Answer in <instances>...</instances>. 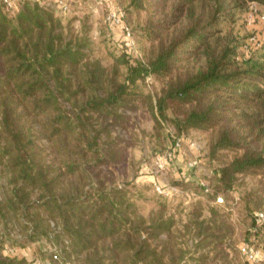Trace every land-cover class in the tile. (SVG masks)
<instances>
[{
	"label": "trees",
	"instance_id": "obj_1",
	"mask_svg": "<svg viewBox=\"0 0 264 264\" xmlns=\"http://www.w3.org/2000/svg\"><path fill=\"white\" fill-rule=\"evenodd\" d=\"M19 1L11 12L0 0V264H31L3 250L39 240L53 242L61 263L165 264L162 236L174 250L171 264H183L189 250L176 238L185 233L200 252L197 264H208L210 253L212 261H226L231 232L215 208L203 217L193 203L182 224L165 214L171 202L152 193L160 212L146 220L137 201L150 189L108 185L99 168L119 161L114 130L127 128L125 112L137 111L140 100L157 137L164 123L177 136L215 132L209 158L223 163L213 171L208 201L231 191L239 177L264 174V59L258 49L239 60L248 37L238 43L218 27L231 19L233 4L264 7V0H180L147 28L153 47L146 64L121 55L110 69L90 59L87 36L64 32L54 9ZM150 76L164 82L153 94L141 89ZM263 228L254 214L248 237L259 238Z\"/></svg>",
	"mask_w": 264,
	"mask_h": 264
},
{
	"label": "rangeland",
	"instance_id": "obj_2",
	"mask_svg": "<svg viewBox=\"0 0 264 264\" xmlns=\"http://www.w3.org/2000/svg\"><path fill=\"white\" fill-rule=\"evenodd\" d=\"M14 1L16 7L20 6L19 0ZM31 1H37L41 5L54 9L56 16L61 20L65 33H72L73 36H87L94 43L90 59H98L105 68L110 69L114 63V57L121 55H125L126 59L131 62L140 61L146 64L153 47L151 38L147 36V28L165 15L168 16L180 0H162L161 2L144 0L140 7H135L133 0H111L106 4L99 3L98 0ZM58 1L65 3L66 10L58 8ZM232 7L231 19L221 22L218 26L222 35L230 33L238 43H242L247 37L255 34L263 39L264 21L261 17L264 16V7L256 5L251 8L249 5L247 9L239 3L233 4ZM109 10L124 13L123 24L130 30L134 41V50L131 54L124 52L122 28L112 27L106 22L105 18ZM196 10L199 11V7ZM183 24L184 19L181 18L175 27L169 29L168 33L179 29ZM238 53V59L241 60L243 57L252 55L253 51L248 53L243 49V46H240ZM258 55L263 56L264 59V41ZM120 72L125 73V68L121 67ZM163 83L161 79L150 76L145 79L141 89L144 93L153 94L163 88ZM137 103L139 105L137 111L125 112L127 128H116L113 133L120 143L118 148L121 151V157L115 164L99 168L102 171L101 176L106 179L108 185L127 187L132 182L139 187H148L150 190L145 192L146 198L137 201V213L146 220L155 217L160 212L151 197L152 193H155L153 183L177 188L178 192L173 197H163L171 202L165 214L176 215L175 218L182 224L186 222L187 214L192 210L193 203H200L203 217L209 216L211 207L215 208L218 219L229 225L231 239L223 247L226 261L223 262L220 257L212 261L214 253H210L208 264H246L238 253L237 247L240 243H250L264 250V228L257 239L248 237L247 232L254 214L256 212L264 213V174L239 177L231 191L218 193L215 201H208L206 195L213 193L211 182L213 171L223 163V159L212 160L209 158V145L215 132L190 130L188 133L177 136L173 127L164 123L162 125L163 132L157 137L153 120L144 103L140 100ZM176 137L182 138L180 153L168 163L166 170L156 172L155 158L164 155L172 147ZM191 144L194 146L191 147ZM226 155H228L227 158L231 156V154ZM193 159L198 161V166L188 169L187 163ZM1 173L2 167H0V184L4 185L5 178ZM179 182L187 185H176ZM18 233L24 235L25 230L20 229ZM185 234L184 237L176 236L178 237L176 242L183 249L189 250L188 263L183 264H197L195 259L199 257L200 252H193L194 240L189 234ZM161 239L168 244L160 243L158 248L165 250L164 263L171 264V258L174 256L172 244L166 236H162ZM52 243L39 240L25 247H6L3 253L24 256L31 264H47L50 262L47 253L54 252ZM60 246L61 244H56L57 250ZM73 259L72 257L66 263L82 264L77 261L73 262Z\"/></svg>",
	"mask_w": 264,
	"mask_h": 264
},
{
	"label": "built area",
	"instance_id": "obj_3",
	"mask_svg": "<svg viewBox=\"0 0 264 264\" xmlns=\"http://www.w3.org/2000/svg\"><path fill=\"white\" fill-rule=\"evenodd\" d=\"M109 1L111 0H98L99 3H105V4L108 3ZM1 2L3 3L6 10L11 11V12L14 11L15 6H16L14 0H1ZM57 5H58V8L62 10H66V5L62 1H58ZM249 5L252 8L256 6L257 4L250 3ZM251 16L252 14L250 15V17ZM261 19L264 21V16H262ZM105 20L112 27L122 28L123 36H124V39H123L124 51L127 54H131L134 50V41L132 39V34L130 30L123 24L124 23V13L122 11L115 12V11L109 10L106 15ZM263 39L260 38L259 35L257 34L250 35L247 38L243 46V49H245L246 52L258 50L263 45V41H264ZM193 146L194 144H191V147ZM181 148H182V138H179V137L174 138V143L172 147L169 150H167L166 153H164V155H160L155 158L154 167H155L156 172H161L163 170H166L168 163L172 161L180 153ZM196 166H198V161L196 159H193L192 161L187 163L188 169L195 168ZM153 191L157 195L166 197V198H171L174 195H176L178 192L177 188L163 186L157 183H153ZM255 222H256L257 227L262 226L264 224V213L256 212ZM252 230H255V228H253ZM53 250L54 252L52 255V260L47 264H70V263H61L56 253L57 252L56 249L54 248ZM238 253L240 257L242 258V260L244 261V263L246 264H264V250L260 247H256L249 243H243L239 245Z\"/></svg>",
	"mask_w": 264,
	"mask_h": 264
}]
</instances>
